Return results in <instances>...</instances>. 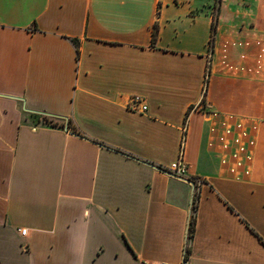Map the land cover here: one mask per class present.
Returning a JSON list of instances; mask_svg holds the SVG:
<instances>
[{
    "label": "crops",
    "instance_id": "0c3cea01",
    "mask_svg": "<svg viewBox=\"0 0 264 264\" xmlns=\"http://www.w3.org/2000/svg\"><path fill=\"white\" fill-rule=\"evenodd\" d=\"M259 41L264 0H0V264L182 263V137L187 263L264 264Z\"/></svg>",
    "mask_w": 264,
    "mask_h": 264
},
{
    "label": "built area",
    "instance_id": "2783aa9c",
    "mask_svg": "<svg viewBox=\"0 0 264 264\" xmlns=\"http://www.w3.org/2000/svg\"><path fill=\"white\" fill-rule=\"evenodd\" d=\"M255 44L259 49L258 65H261L264 61V41H259V42H256ZM210 66H211V61H210V59H208L207 63H206L205 77H209V75H210V72H211ZM204 85H205V81H204ZM127 107L129 109L136 111V112H139V113H143L146 110V105L144 103V100L138 96L130 97L128 99ZM183 144H184V139L182 137L181 141H180L179 156L175 162H173L172 164H170L168 167L165 168V172L168 173L169 175L173 176V177L188 180L189 182H191L193 184V186L197 190L198 186L201 184V181L197 178L186 177L187 176L186 175V166L182 162ZM19 233H20V235H25V230L24 229L19 230ZM189 239L190 238L188 237V233H187V241H186V244L184 246V253H185V248L188 246ZM187 259H184V257H183V262L180 264H188ZM155 264H158V263H155Z\"/></svg>",
    "mask_w": 264,
    "mask_h": 264
},
{
    "label": "trees",
    "instance_id": "16d2710c",
    "mask_svg": "<svg viewBox=\"0 0 264 264\" xmlns=\"http://www.w3.org/2000/svg\"><path fill=\"white\" fill-rule=\"evenodd\" d=\"M218 1H220V0H218ZM214 29H215V18L213 19V22H212V31H214ZM154 35H155V30H154V32L152 34L153 38H154ZM43 121L45 123H47L48 125L53 126V127L63 128L64 126H66V129H68L72 133L76 134V130L73 127H71V124H70L69 121H67L66 124H65L64 121L62 120L58 124L57 122H54L52 119H49L47 117H43ZM162 170L165 171V168L162 169ZM197 200H198V193H197V190H195V192L193 194V199H192V212L190 214L189 221H188V237L189 238L192 237L193 230H194V223H195L194 212L196 210ZM188 254H189V246H187L185 248L184 259L188 258Z\"/></svg>",
    "mask_w": 264,
    "mask_h": 264
},
{
    "label": "rangeland",
    "instance_id": "374dc122",
    "mask_svg": "<svg viewBox=\"0 0 264 264\" xmlns=\"http://www.w3.org/2000/svg\"><path fill=\"white\" fill-rule=\"evenodd\" d=\"M209 79H210V77H205V87H207V88H208Z\"/></svg>",
    "mask_w": 264,
    "mask_h": 264
}]
</instances>
